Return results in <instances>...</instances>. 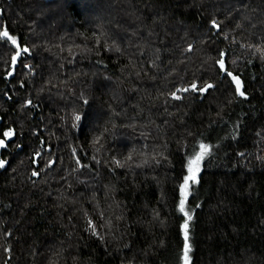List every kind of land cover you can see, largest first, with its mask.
Segmentation results:
<instances>
[{"label": "trees", "instance_id": "trees-1", "mask_svg": "<svg viewBox=\"0 0 264 264\" xmlns=\"http://www.w3.org/2000/svg\"><path fill=\"white\" fill-rule=\"evenodd\" d=\"M0 105V264H264V0H0Z\"/></svg>", "mask_w": 264, "mask_h": 264}, {"label": "snow or ice", "instance_id": "snow-or-ice-1", "mask_svg": "<svg viewBox=\"0 0 264 264\" xmlns=\"http://www.w3.org/2000/svg\"><path fill=\"white\" fill-rule=\"evenodd\" d=\"M5 35H7V33H5ZM13 43H15V41H13ZM25 52L28 51L27 48L24 49ZM220 68L223 69L224 68V62L221 61L220 62ZM229 76H231L234 84H235V92L237 94H239L240 96H244L245 93L242 90V86H241V81L236 77L233 76L230 72L228 73ZM195 85H193V90H195ZM208 88H211L212 85L209 84L207 86ZM204 91H206V89H204ZM175 99H180L179 96H175ZM77 119H79V117H77ZM7 136L11 137L12 133L9 132L6 134ZM5 146V142L4 140L0 139V148ZM201 153L199 156L196 157V159L194 161L190 162L189 168H188V172L189 175L185 178L184 184L181 188L182 193H187L188 189H189V181L195 183L197 182V178H198V173H199V169H200V161L203 159V157L205 155H207L209 148L206 145L201 144ZM192 165H195V167H193ZM4 166V162L0 161V167ZM33 175H36V173H33ZM180 211L184 214L185 216V221L183 224V230H184V248H185V264H188V251L190 249V245L188 243V239H189V235H188V230H189V222L192 220V216L185 211L184 208V202L181 201V205H180Z\"/></svg>", "mask_w": 264, "mask_h": 264}, {"label": "water", "instance_id": "water-1", "mask_svg": "<svg viewBox=\"0 0 264 264\" xmlns=\"http://www.w3.org/2000/svg\"><path fill=\"white\" fill-rule=\"evenodd\" d=\"M21 55H22V53H18L17 56L15 57V62H14V67H13L14 70H15L16 66L18 65V63H19V60H20ZM219 65H220V64H219ZM222 70H223V71H226V64H225V63H224V68H223ZM231 74H232V73H231ZM232 75L235 76L234 74H232ZM229 77L231 78V76H229ZM236 77L241 81V79H240L238 76H236ZM231 80H232V78H231ZM232 83H233V85L235 86L233 80H232ZM241 86H242V90H243V84H242V82H241ZM208 89H209V88L206 87V91H207ZM243 92H244V90H243ZM238 96H239V97H245V95H244V96H240L239 94H238ZM3 124H4V119H3L2 115L0 114V133H1V131H2V126H3ZM2 148H3V147H2ZM2 148H0V150H1ZM38 159H39V156H36V157H35V161L37 162ZM36 167H38V165H36Z\"/></svg>", "mask_w": 264, "mask_h": 264}, {"label": "rangeland", "instance_id": "rangeland-1", "mask_svg": "<svg viewBox=\"0 0 264 264\" xmlns=\"http://www.w3.org/2000/svg\"><path fill=\"white\" fill-rule=\"evenodd\" d=\"M15 57H16V56H15ZM15 57H14V60H15ZM13 73H15V71H14V72L12 71V74H13ZM26 106H29V103H27ZM0 107H1V105H0ZM9 132L12 133L11 137H9V136L6 135V134L9 133ZM14 133H15V130H12V129L7 130V132H6V134H5V135H6V136H5V140H6V141H10L11 139H13V138H14Z\"/></svg>", "mask_w": 264, "mask_h": 264}]
</instances>
